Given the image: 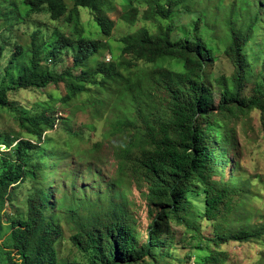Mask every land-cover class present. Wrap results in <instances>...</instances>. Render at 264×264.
Here are the masks:
<instances>
[{
	"label": "trees",
	"instance_id": "16d2710c",
	"mask_svg": "<svg viewBox=\"0 0 264 264\" xmlns=\"http://www.w3.org/2000/svg\"><path fill=\"white\" fill-rule=\"evenodd\" d=\"M115 1L73 0V7L69 9L66 0H23L30 14L47 7L52 19L65 18L71 22L75 35L61 34L50 54L56 58L65 47L77 44L75 66L83 65L100 50L98 40L83 36L80 8L94 12L95 22L102 34L110 37L114 24L106 12L114 9ZM145 1L148 9L143 17L146 20L155 17L170 20L179 8L196 7L202 2ZM122 2L121 19L134 25L139 8L134 0ZM260 4H264V0H260ZM8 16L10 13L3 9L0 0V19H8ZM258 20L259 15L255 14L251 20H243L238 25L228 24L225 55L233 64L234 75L231 80L221 78L223 85L218 113L214 111V89L205 81L206 62L214 58V49L200 31L201 19L194 22L190 39L175 41L173 25L163 28L157 36L147 28L124 36L120 40L122 54L134 59L125 67L130 69L137 61L153 65L136 75H124L115 65L106 63L94 71H81L78 75L72 73L71 67L60 73L43 70L40 60L42 44L35 46L34 41L35 47L29 51L21 45L16 46L14 58L27 53L30 58L13 86L0 85V106L9 104V92L13 89L45 88L62 82L67 90L64 100L69 102L86 92L84 85L100 79V90H112L116 95L112 107L121 111L120 114L115 113L118 117L113 125V130L127 140L119 149L121 173L133 171L136 177L145 178L150 185L148 200L161 206L145 241L127 208L115 201L114 208L104 207L91 219H82L72 240L89 256L86 263L75 264H158L174 246V240L167 237L171 220L186 222L194 228L187 216L195 212L213 223L215 236L207 240L218 246L229 241L250 242L264 236V223L253 226L249 216L232 219L239 204L237 179L231 174L224 185L214 181L215 177L223 174L229 160L226 145L210 129L211 122L221 121L219 117L225 120L238 118L255 109L264 112V61L255 82L253 97H242L251 74L244 49L256 35L255 23ZM4 49L0 46V58ZM168 60L183 61L184 70L165 68L164 63ZM70 77L77 83L67 81ZM20 120L27 121L38 141L55 128L56 122V119L46 115L20 116ZM205 122L209 123L207 127ZM38 143L18 138L11 149V156L0 157V264H61L58 242L64 235V227L46 210L55 207L49 192L51 186L41 188L35 197L29 199L26 219L5 222L11 190L28 178L27 159ZM120 195L123 199L121 203L125 204L126 195ZM200 196L204 198V208L194 206V199ZM238 221L242 222L241 226ZM14 253L17 257L13 256ZM227 258L226 251L217 250L207 260L211 264H224Z\"/></svg>",
	"mask_w": 264,
	"mask_h": 264
},
{
	"label": "rangeland",
	"instance_id": "374dc122",
	"mask_svg": "<svg viewBox=\"0 0 264 264\" xmlns=\"http://www.w3.org/2000/svg\"><path fill=\"white\" fill-rule=\"evenodd\" d=\"M1 1L3 9L9 11L10 16L8 19H0V46L5 48L0 58V85L13 86L23 71V65L30 58L28 53L14 58L17 45L29 51L42 44L40 60L43 70L60 73L71 67L72 73L78 75L81 71H94L106 63L115 65L124 75H136L153 65L137 61L132 68L125 67L134 59L133 56L122 54L120 40L124 36L134 34L141 28H147L157 36L163 28L173 25L175 41L190 39L194 22L201 19L200 31L214 49V58L206 62L205 81L214 89V111L218 113L223 85L221 78L231 80L234 75L233 64L225 55L228 24L238 25L258 14L256 35L244 49L250 62L251 74L242 97L249 99L254 95L255 82L264 61V4H260V0H222L221 4L220 0H202L196 7L179 8L170 20L159 17L146 20L143 17L148 9L146 1L134 0L139 8L134 25L121 19L123 2L116 0L114 9L106 12L114 24L110 37L102 34L95 22V13L81 7L83 36L96 39L100 44L99 52L81 66L74 65L77 44L65 47L56 58L50 54L61 34L75 35L71 22L65 18L52 19L47 7L41 12L30 14L23 0ZM66 3L69 9L73 7V0H66ZM164 66L174 71L184 70V62L181 60H168ZM67 81L75 82L72 77ZM99 84L100 79H95L93 83L84 85L86 92L69 102L64 100L67 95L64 82L52 83L45 88L13 89L9 92V104L0 106V157L11 156V149L17 144L18 138L40 142L34 151H30L27 159L28 178L11 190L5 222L16 218L26 219L29 199L35 197L41 188L51 186L49 192L55 207L46 210L49 216H53L64 227V235L58 242L61 264L88 261L89 255L75 245L72 237L79 230L82 219H91L104 207L114 208V201L127 208L143 241L148 239L150 226L161 210L159 204L148 200L150 185L145 178L136 177L133 171L121 173L119 149L127 140L113 130L118 117L115 113L120 114L121 111L112 107L116 97L113 91H101ZM33 115L56 119L55 128L47 132L42 141H38L31 133L27 121L20 120V116ZM219 119L221 121L210 123V129L226 145L229 163L223 174L215 177L214 181L224 185L232 174L237 179L239 200L232 219L249 216L253 226L262 224L264 112L255 109L238 118ZM208 125V122L204 123L205 127ZM120 193L127 197L125 204L121 203L123 199ZM194 206L204 208L203 196L194 199ZM187 218L194 228L186 222L171 220L167 237L174 240V246L171 253L161 258L158 264H211L207 257L217 250L228 253L224 264H264V236L250 242L229 241L218 246L207 240L215 236L211 221L197 212L189 214ZM238 224L241 226L242 222L238 221Z\"/></svg>",
	"mask_w": 264,
	"mask_h": 264
}]
</instances>
